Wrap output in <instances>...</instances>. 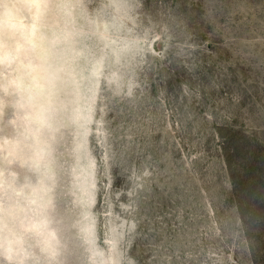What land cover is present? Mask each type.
I'll use <instances>...</instances> for the list:
<instances>
[{"label": "rangeland", "instance_id": "1", "mask_svg": "<svg viewBox=\"0 0 264 264\" xmlns=\"http://www.w3.org/2000/svg\"><path fill=\"white\" fill-rule=\"evenodd\" d=\"M0 264H264V0H0Z\"/></svg>", "mask_w": 264, "mask_h": 264}]
</instances>
